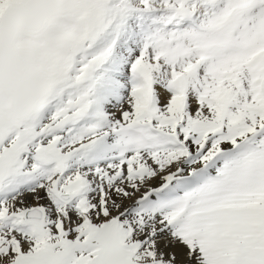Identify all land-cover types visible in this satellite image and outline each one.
<instances>
[{
	"label": "snow or ice",
	"instance_id": "snow-or-ice-1",
	"mask_svg": "<svg viewBox=\"0 0 264 264\" xmlns=\"http://www.w3.org/2000/svg\"><path fill=\"white\" fill-rule=\"evenodd\" d=\"M0 264H264V0H0Z\"/></svg>",
	"mask_w": 264,
	"mask_h": 264
}]
</instances>
